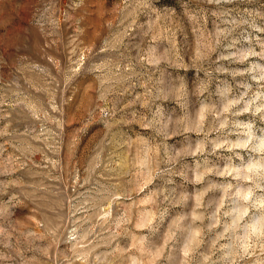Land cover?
I'll list each match as a JSON object with an SVG mask.
<instances>
[{"label": "clouds", "instance_id": "1", "mask_svg": "<svg viewBox=\"0 0 264 264\" xmlns=\"http://www.w3.org/2000/svg\"><path fill=\"white\" fill-rule=\"evenodd\" d=\"M179 2L178 12L158 0H114L86 47L75 21L67 63L53 61L56 75L41 69L58 116L16 94L11 107L55 125L36 138L59 169L66 109L98 82L102 106L87 111L78 141L102 138L90 177L128 176L131 188L96 181L94 196L70 198L66 212L49 216L50 190L33 171L39 149L14 144L4 159L0 144V264L40 256L46 264H264V3ZM58 3L38 0L30 28L59 41ZM63 20L72 26L67 13ZM124 147L126 159L105 157Z\"/></svg>", "mask_w": 264, "mask_h": 264}, {"label": "rangeland", "instance_id": "2", "mask_svg": "<svg viewBox=\"0 0 264 264\" xmlns=\"http://www.w3.org/2000/svg\"><path fill=\"white\" fill-rule=\"evenodd\" d=\"M261 2L264 3V0ZM72 3L73 0H59L57 16L61 19L63 32L58 41L57 37L30 28L38 0H0V130L8 126L9 132L15 131L17 134L11 138L0 137V144L6 145L3 158L7 159L15 152L14 144L23 143L39 149L32 158L33 171L40 174L38 178L50 190L46 194L44 208L49 216L66 212V207L62 206L70 198L81 200L94 196L96 181L100 184L119 182L124 188H131L128 176L117 181L107 173L100 175V170H97V174L90 177L92 156L102 144V138L87 137L78 141V133L85 122L87 111L101 103L97 100L98 82L90 81L83 85L71 107L66 109L59 169L48 163L49 160L55 161L57 156L48 151V146L42 138H36L44 128L55 130V125L50 120L33 117L28 109L11 107L17 98L16 94L20 93L38 113L47 112L49 116H58L51 111V90L41 69L56 75L53 61L67 63L71 55V37L77 28L75 21L79 20V27L86 28L87 38L83 43L86 47L101 32L105 20L112 18L115 8L114 0H85L84 6L75 11L70 7ZM158 5L176 7L177 11H180L179 0H158ZM64 13L71 18V27H68L69 21L63 20ZM26 129L32 131L33 135L26 136ZM74 141L78 142L74 145ZM111 151H117L126 159L131 149L110 148L105 152V157ZM38 262L46 264L42 256L38 257Z\"/></svg>", "mask_w": 264, "mask_h": 264}]
</instances>
